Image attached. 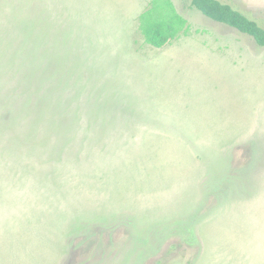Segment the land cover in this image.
<instances>
[{"label": "rangeland", "instance_id": "374dc122", "mask_svg": "<svg viewBox=\"0 0 264 264\" xmlns=\"http://www.w3.org/2000/svg\"><path fill=\"white\" fill-rule=\"evenodd\" d=\"M151 1L0 0V264L259 262L264 48L192 0L154 48Z\"/></svg>", "mask_w": 264, "mask_h": 264}, {"label": "trees", "instance_id": "16d2710c", "mask_svg": "<svg viewBox=\"0 0 264 264\" xmlns=\"http://www.w3.org/2000/svg\"><path fill=\"white\" fill-rule=\"evenodd\" d=\"M191 6L213 22L251 37L264 48V27L232 6L218 0H192ZM139 30L145 42L154 48H163L191 33L188 21L172 0H152L139 17Z\"/></svg>", "mask_w": 264, "mask_h": 264}, {"label": "crops", "instance_id": "0c3cea01", "mask_svg": "<svg viewBox=\"0 0 264 264\" xmlns=\"http://www.w3.org/2000/svg\"><path fill=\"white\" fill-rule=\"evenodd\" d=\"M227 173L228 172L226 171V172H224L222 174H227ZM220 177H222V176H220ZM214 180H218L219 182H223V178L216 177V178H214L212 180V178L210 177V181H214ZM250 223H251V227L250 228H243L244 232L243 233H240V234H242L241 235V240L243 239L244 235H246V234L250 238H252L254 235H256L258 238L264 237V226L257 227L259 229L255 228L254 225L257 224L258 221L257 220H254V219H252ZM226 224H228L227 221L226 220L225 221L223 220V222H222L223 229L221 227H218L217 228V231H219V232L220 231L227 232L228 230H230V233L227 232V234H234L235 232L240 231V229L236 226V224H234V226H229V225H226ZM242 225H243V223H242ZM205 229H206V226H205ZM219 238H220L219 234L215 231V233H213V236L212 237L210 235V238L209 239L210 240L212 239V242H213L214 245H218L217 244V241L219 240ZM218 246H220V245H218ZM240 247L243 248L245 250V252H254L255 250H258L259 252H258V256L256 257V261H259L260 263H262V260H264V244L259 245V244L249 243V244H242V245H240ZM207 251H208V247H207V245L204 244L202 257L205 255V253ZM212 253H214V252H212ZM245 259H247V257H245ZM245 259H244V261L246 262ZM208 260H209V258H208ZM259 262H255V263L257 264ZM233 263L234 262H232L230 264H233ZM202 264H203V260H202Z\"/></svg>", "mask_w": 264, "mask_h": 264}]
</instances>
